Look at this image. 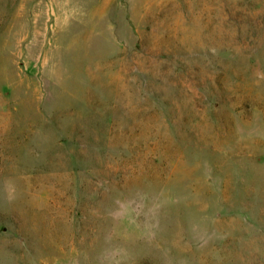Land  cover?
<instances>
[{
    "label": "rangeland",
    "instance_id": "rangeland-1",
    "mask_svg": "<svg viewBox=\"0 0 264 264\" xmlns=\"http://www.w3.org/2000/svg\"><path fill=\"white\" fill-rule=\"evenodd\" d=\"M0 264H264V0H0Z\"/></svg>",
    "mask_w": 264,
    "mask_h": 264
}]
</instances>
